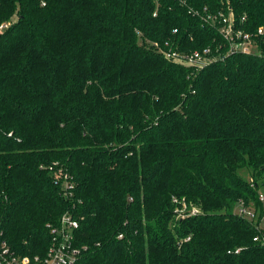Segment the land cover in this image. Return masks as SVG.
Masks as SVG:
<instances>
[{"label": "trees", "instance_id": "16d2710c", "mask_svg": "<svg viewBox=\"0 0 264 264\" xmlns=\"http://www.w3.org/2000/svg\"><path fill=\"white\" fill-rule=\"evenodd\" d=\"M218 11L264 30V0H0L13 20L0 241L13 253L43 255L68 214L74 264H264V31L257 52L198 69L155 46L213 44L204 16Z\"/></svg>", "mask_w": 264, "mask_h": 264}, {"label": "built area", "instance_id": "2783aa9c", "mask_svg": "<svg viewBox=\"0 0 264 264\" xmlns=\"http://www.w3.org/2000/svg\"><path fill=\"white\" fill-rule=\"evenodd\" d=\"M204 20L216 28L220 39L213 44L203 46L200 49H193L189 52H177L171 47L163 48L155 43L159 52L165 57L172 58L174 61L185 66L194 67L196 69L210 63L216 59H222L225 55L234 52H257L258 42L257 36L263 34V27L259 26L255 31H247L240 26V20L234 18L233 12L226 13L218 11L216 13H207ZM12 19H5L0 22V33L4 31L11 23ZM176 32V28L172 30ZM167 46L169 45L165 42ZM239 215L253 218L254 210L245 206L243 202H239L237 206ZM77 220L68 214L60 217L56 226L50 227L49 245L43 255H19L13 253L5 241H0V264H74L82 248L75 244V228ZM264 242V234L261 238L254 237Z\"/></svg>", "mask_w": 264, "mask_h": 264}, {"label": "rangeland", "instance_id": "374dc122", "mask_svg": "<svg viewBox=\"0 0 264 264\" xmlns=\"http://www.w3.org/2000/svg\"><path fill=\"white\" fill-rule=\"evenodd\" d=\"M238 172H239V174H241L245 178L249 177L248 169L246 167L238 169ZM259 224L264 226V217L262 219H260Z\"/></svg>", "mask_w": 264, "mask_h": 264}]
</instances>
